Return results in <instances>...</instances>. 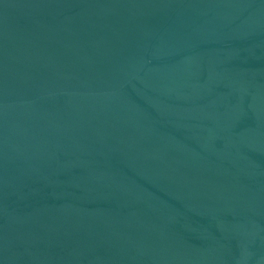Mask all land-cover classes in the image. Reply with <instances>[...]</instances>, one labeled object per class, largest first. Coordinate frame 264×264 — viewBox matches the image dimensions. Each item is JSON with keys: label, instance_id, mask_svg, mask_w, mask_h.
<instances>
[{"label": "water", "instance_id": "95a60500", "mask_svg": "<svg viewBox=\"0 0 264 264\" xmlns=\"http://www.w3.org/2000/svg\"><path fill=\"white\" fill-rule=\"evenodd\" d=\"M0 264H264V0H0Z\"/></svg>", "mask_w": 264, "mask_h": 264}]
</instances>
